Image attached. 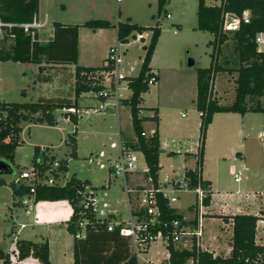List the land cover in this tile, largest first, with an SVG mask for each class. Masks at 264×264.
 I'll list each match as a JSON object with an SVG mask.
<instances>
[{
  "label": "rangeland",
  "instance_id": "374dc122",
  "mask_svg": "<svg viewBox=\"0 0 264 264\" xmlns=\"http://www.w3.org/2000/svg\"><path fill=\"white\" fill-rule=\"evenodd\" d=\"M203 1L206 6H215L220 3V0ZM197 5L198 0H167L158 15L157 0H42L41 14L46 13L48 17L47 26L39 32L42 42L52 36L53 23L82 25L89 20L105 19L116 24L119 13L122 21L130 17L138 25L145 27L158 25L160 27L161 33L155 57L159 82L149 87L148 92L142 96L140 104L141 116L144 118L152 116V108L159 111L161 119L159 128L162 133L158 159L159 179L165 175L171 176L172 171L181 174L186 166L191 168L194 159L186 158L184 151L196 150V144L199 141L200 118L195 106L196 76L197 69L210 66L212 48L209 43L213 37L208 32L197 30ZM167 15L171 17L167 18ZM78 34V66L100 67L107 57L108 48L104 54L105 47H108V43H112L111 47H117L120 52L119 70L133 67L137 71L139 68L143 57V42L138 39L130 40L129 46L123 47L114 39L101 37L97 32L84 27L79 28ZM259 38L262 39V43L258 44V47L264 52V34ZM147 42L146 38L144 43L147 44ZM9 43L8 41L7 44ZM125 48H128L127 52L121 51ZM190 60L193 62L192 66L188 65ZM217 63L221 68H228V70L236 67L231 34H229L228 42L221 48ZM0 72L4 74L6 85L9 86L4 100L0 98V101L4 102L32 103L36 102L40 95L44 97L65 96V92L73 88V79L68 78V72L62 70L45 71L43 76L49 81L44 83L37 81L36 65L7 62L0 65ZM235 77L236 74L233 71L215 74L212 93L221 105L232 101ZM122 93L126 98L130 96L128 90ZM112 103V100L108 102L107 109L103 113L81 114L76 127L66 121L61 112H55L56 125L53 127L22 124V144L15 151L13 171L17 172V169L23 170L29 167L34 147H51L57 156L56 159L67 160V177L75 174L81 180H88L92 187H106V189L96 191L97 206L100 207L105 202L108 205V211L115 213L118 220H126L128 211L125 194L121 188L122 179L114 178L107 169L101 170L95 163L87 161L89 156H95L100 151L114 156L115 152L109 150V144L116 141L117 125L124 137L134 136L128 107L121 106L117 116ZM98 105L99 102L92 93L84 94L79 100L82 111L97 109ZM236 116L228 118L220 114L215 117L211 131L210 126L206 131L201 170L203 179H208L213 185L212 189L215 192L213 212L215 213L223 208L224 211L235 214L239 213V208L242 207H244L243 212L253 213L258 205L257 202L260 201L259 198L264 204V139L262 143L260 142L261 144L252 143L251 147L248 144L245 148H241L242 139L238 130L242 118L239 115ZM261 116L252 122L255 130L264 126V121H262L264 115ZM142 128L149 135L155 131L157 125L150 120H145ZM75 129L76 157H70V147L65 144V141ZM164 142L167 143L166 148L162 146ZM168 152L174 154L168 155ZM237 153H241L245 161L242 162L237 157ZM143 164V159L139 157L138 170L142 169ZM230 165H234L236 171L241 174L238 184L234 182L233 176L229 173ZM244 167L247 168L246 172L242 171ZM12 178V175L0 176L6 184L10 183ZM192 201V194L181 195L179 206L184 209ZM12 202L9 189L0 186V237L1 229L5 231L12 221L10 217L12 208L15 210L14 216L18 223L31 224L33 222V211L38 203L31 204L30 214L25 216L23 208L19 204L13 205ZM52 204L39 202L38 216L40 218L34 223L45 222L49 225L53 218L44 217L52 214L55 221H62V225L60 222V227L44 225L31 228L28 226L18 235L17 240L27 239L37 242L41 238L48 239V235H51L52 257H57L59 264H71L72 241L64 225L71 215V208L66 201ZM212 218L215 219H205L203 224L206 234L208 232L219 233L223 225L219 217ZM5 238L8 237L5 236ZM63 239H65L64 244ZM226 239L227 236L224 235L220 251L227 250ZM1 245L8 250L9 245L6 244L7 248L3 243ZM166 256L167 251L160 243L153 245L145 255L152 264H167Z\"/></svg>",
  "mask_w": 264,
  "mask_h": 264
},
{
  "label": "trees",
  "instance_id": "16d2710c",
  "mask_svg": "<svg viewBox=\"0 0 264 264\" xmlns=\"http://www.w3.org/2000/svg\"><path fill=\"white\" fill-rule=\"evenodd\" d=\"M166 3L167 0H157L158 15ZM5 7L0 6V22L3 25L1 26L0 62L38 66V82L48 81V78L43 76L47 70L66 71L68 72L67 77L73 79V88L68 89L65 96L44 97L40 95L36 102L32 103L0 101V159L14 165L15 151L22 144V124L53 127L56 125L54 114L59 111L76 127L78 116L63 112V110L79 109V100L82 95L98 94L105 88L102 84V74L112 72L115 64L108 53L100 67L77 65L80 27L92 31L115 27L117 43L121 45L128 44L130 40L136 39V36L141 33L150 32L149 44L142 46L143 57L137 74L126 78L130 96L121 100V105L127 106L129 109L135 136L132 141H123L124 145L142 155L149 168L153 184L156 185L160 155L158 131L156 128L152 134H146V136L141 134L144 133L142 123L145 120L158 124V113L157 109L152 108V116L144 118L141 116L140 104L142 95L149 90L147 81L153 75L150 62L161 33L160 27L158 25L144 27L132 23L129 18L123 22H117L116 25L103 19L89 20L82 25L53 23L52 38L41 43L38 41L36 31H34L32 39L20 27L21 24L32 22L38 12V0H28L22 9L8 10ZM244 10L250 12V23L241 24L237 31H225L224 16L226 14L240 16ZM196 16L197 30L208 32L213 37L209 43L212 48L210 66L197 69L196 76L195 106L197 113L200 114V149L196 168L199 167L201 171L206 131L215 114H264V52L258 51L255 42L258 34H264V0H220L219 5L215 6H206L203 0H198ZM9 24L12 26H5ZM229 34L233 40V51L237 63L232 70L221 68L217 63L222 46L229 40ZM8 41L9 44H7ZM72 66L73 68H71ZM223 71H233L236 74L233 99L225 105H221L212 93L214 76ZM75 137L76 129L68 135L65 141V144L70 147V157H76ZM172 154L174 153H168V155ZM38 158L41 159L40 163H37ZM54 161L59 164L58 172L65 174L67 160L56 159L50 155L48 148L34 147L30 165L38 170L40 176L52 169ZM20 171L18 170V172ZM186 176L190 178V187H193L196 171H188ZM3 184L4 181L0 179V186ZM10 187L14 204L18 205L23 196L30 195L28 188L16 187L13 182L10 183ZM86 187H90L94 191L106 189L104 186L92 187L87 180H80L75 174H71L64 186H37L34 203L67 201L72 208V213L66 222V229L72 236L76 232V222L85 219L89 223L83 239L73 238V264H137L135 257L130 254L127 240L121 237L118 231L109 232L106 229V224L113 220L114 216L110 215L103 222H97L90 208L85 209L77 206L82 198L80 193ZM15 200L17 202H14ZM208 201L209 198L205 201V206ZM158 205L164 222L174 219L182 220V215L169 207L167 201L160 196H158ZM230 219L232 236L228 256H214L212 253L198 249L195 243L189 249H179L170 244L167 247L168 264H188L189 261H192V264H264V246L258 245L255 241L256 223L259 218L254 215L238 214L231 216ZM183 224L184 222H182ZM27 258H34L39 264H50L48 242L46 240L40 243L16 240L14 248L9 252L4 251L0 246V264H23L22 262Z\"/></svg>",
  "mask_w": 264,
  "mask_h": 264
},
{
  "label": "built area",
  "instance_id": "2783aa9c",
  "mask_svg": "<svg viewBox=\"0 0 264 264\" xmlns=\"http://www.w3.org/2000/svg\"><path fill=\"white\" fill-rule=\"evenodd\" d=\"M169 18V15H167ZM230 20V22H228ZM250 23V12L244 10L240 16H234L232 14H226L224 16V30L225 31H237L241 24ZM1 26H3L1 24ZM43 26L40 23V19L33 18L31 23L21 24L20 27L23 31L30 35L33 39L34 31L37 32ZM136 39L143 41L146 39V35L141 33L136 36ZM150 37L148 38L147 44L143 42L142 46L149 44ZM256 44L262 43L259 36L255 38ZM121 45V44H119ZM110 59L113 60L115 67L112 72L103 73L102 84L105 87L98 94H93L94 98L98 100L99 105L97 109L81 110V109H68L63 112H69L76 114L78 118L81 114L89 113H103L107 109V104L110 100L113 101L112 107L118 109L121 106V100L125 99L122 91L128 90L127 77L122 74L119 70V50L117 47L109 49ZM106 65V63H105ZM133 67H130V71H133ZM135 76V75H134ZM157 82L156 74L149 78L147 81L148 87L155 85ZM200 116V114H198ZM69 121L68 118H65ZM70 122V121H69ZM142 136H146V133H142ZM116 141L109 144V150L114 151V156L106 154L100 151L95 156H89L87 161L89 163H95L99 169H107L114 178H121L123 180V191L126 195L128 204V218L126 220H118L114 218L106 224V229L109 232L118 231L121 237H124L128 242L130 254L135 257L137 264H152V262L145 257L150 251L151 247L157 243H160L163 248L167 251V247L170 244L177 245L181 244L183 249L190 247L193 243L198 248L199 240L203 233V216L205 209V201L210 196L209 186L202 180L200 168H196L197 156L200 149V142L196 145V151L194 152V167L192 170H186L181 175L176 174L172 171V175H165L161 179H157L156 185L153 184V180L149 175V168L144 164L141 170H138L137 164L139 157L142 155L139 152L133 151L124 145V142L120 138L119 132L115 134ZM169 153V152H168ZM185 154L188 151L184 152ZM41 159L38 158L37 163H40ZM59 164L54 161L52 169L46 171L42 176L39 175L38 170L29 165L28 168L21 170L15 176L13 183L16 187H24L29 189L30 195L23 196L20 200L19 205L23 208L25 216L30 214V205L34 203L35 188L37 186H64L67 182L66 173L62 174L58 172ZM196 171L195 185L190 187V178L186 176V172ZM54 172V173H53ZM140 173L144 178V186L130 188L126 182V178L130 175ZM230 174L234 178L235 183L240 182L241 174L234 168H231ZM81 194V200L77 203L78 207L90 208L97 222H103L104 219L108 218L111 212L108 211V205L104 202L97 206V193L90 187H86ZM182 194H192L193 201L191 203L194 212V224L192 226L182 225L186 219L182 220L174 219L170 222H164L161 217V212L158 205V196L166 200L169 207L178 201V198ZM133 198L134 203L131 202ZM87 220L83 219L75 223V234L74 239L80 240L85 236V231L88 226ZM27 224H18L17 228L12 230L9 234L10 239V251L14 248V243L17 240L19 232L24 229ZM8 252V251H7ZM168 251L166 261L168 260ZM142 261V262H141ZM168 264V262H167ZM192 264V261H189Z\"/></svg>",
  "mask_w": 264,
  "mask_h": 264
},
{
  "label": "crops",
  "instance_id": "0c3cea01",
  "mask_svg": "<svg viewBox=\"0 0 264 264\" xmlns=\"http://www.w3.org/2000/svg\"><path fill=\"white\" fill-rule=\"evenodd\" d=\"M27 1L28 0H0V6L1 7H5V8H7L8 10H15V9H22L24 6H25V4L27 3ZM41 5H42V0H38V12H37V14H36V18L37 19H40V23H42L43 24V26L40 28V29H38L37 30V34H38V41L39 42H41V43H45V42H47V41H49L51 38H52V36L51 37H48L47 38V40L46 41H44V42H42L41 40H40V30H42L43 28H45V26H47V24H48V17H47V14L46 13H44L43 15L41 14ZM171 16L169 15V18H170ZM121 18V15H120V13H119V15H118V21L117 22H123V21H125V20H123L122 21V19H120ZM127 18H129L130 20H131V22L132 23H134L132 20V18H130V17H126L125 19H127ZM105 20V19H104ZM110 22V21H109ZM111 23V22H110ZM1 22H0V40H1V38H2V30H1ZM62 24V23H61ZM112 25H116V24H113V23H111ZM135 24H137V23H135ZM5 26H7V27H11L12 25L11 24H9V25H5ZM142 26V25H141ZM145 27V26H144ZM95 32H97L98 34H99V36H101V37H107V38H109L110 37V39L112 38V39H114L116 42H117V38H116V34H117V31H116V28L115 27H111V28H108V29H99V30H96ZM52 33H53V28H52ZM78 33H79V31H78ZM101 33V34H100ZM97 34V35H98ZM145 35H146V38L148 39L149 37H150V32H145L144 33ZM260 35H262V34H258L257 36H260ZM109 39V40H110ZM145 41V39L142 41V42H144ZM261 41H262V39H261ZM130 42V41H129ZM228 42V41H227ZM111 44L112 43H108V47H105V51H104V54H106V49L108 48V50L110 49V48H112L111 47ZM118 44V43H117ZM258 44H260V43H258ZM258 44H257V46H258ZM121 46H123V47H127V46H129V43L128 44H125V45H121ZM156 49H157V45H156V47H155V50H154V53H153V56H152V59H151V62H150V68H151V70H152V72L153 73H155L156 74V77H157V82H156V84L155 85H157L158 84V82H159V73H158V69H157V67L155 66V57H156ZM123 50H125L126 52L128 51V48H125V49H122L121 51H123ZM143 51V50H142ZM258 51H261V49L258 47ZM261 52H263V51H261ZM108 54V53H107ZM78 59H79V34H78ZM78 61V60H77ZM4 63H7V62H0V65L1 64H4ZM140 64H141V62H140ZM81 67V66H80ZM83 67V66H82ZM84 67H86V66H84ZM71 68H73V66L71 67ZM139 68H140V65H139ZM139 68L137 69V71H136V69H134L133 71H130V67L128 68V69H122V70H120V72L122 73V74H124V75H126V76H134L135 74H137V72H138V70H139ZM37 69H38V66H37ZM0 98H3V100H4V96H5V94H6V92H7V88L9 87H7V85H6V79H5V76H4V74H2L1 72H0ZM235 74V73H234ZM236 78V77H235ZM235 80V79H234ZM49 81V80H48ZM44 82H46L45 80H42L41 82H39V83H44ZM146 94V93H145ZM144 95V94H143ZM142 95V96H143ZM83 96V95H82ZM81 96V97H82ZM216 98V97H215ZM1 100V99H0ZM9 103V102H8ZM121 106H123V105H121ZM120 106V107H121ZM120 107L116 110V109H113L115 112H116V114H117V116H118V114H119V109H120ZM79 109H81V107L79 106ZM82 110V109H81ZM59 112V111H58ZM157 113H158V124H157V131H158V135H159V140H161V135H162V133H161V131H160V128H159V123L161 122V119H160V117H159V111H158V109H157ZM220 114H224L225 116H227L228 118H234V117H237L236 115H239V114H234V113H217V114H215L214 116H213V118H212V122H211V124L209 125L210 126V131H211V127H212V124H213V122L215 121V117H218ZM130 115V114H129ZM261 115H264V114H259V113H246V114H244V115H239L241 118H242V121H241V126H240V128H239V130H238V134H239V136H241V139H242V143H241V145H240V147L241 148H245V146L246 145H250V147L252 146L251 144L252 143H255L256 145L257 144H261L262 142V140L264 139V126H260L258 129H256L255 130V127L252 125V122H254V121H256L257 119H258V117H262ZM264 117V116H263ZM79 119H81V117L79 118ZM78 119V120H79ZM262 121H264V118H262ZM209 126H208V128H209ZM208 130V129H207ZM117 132H119V134H120V138H121V140L122 141H124V142H128V141H132V140H134V138H135V136H133L132 138H129V137H124L123 136V134H122V131H121V129H120V127L117 125V131H116V133ZM145 132V131H144ZM75 140H76V137H75ZM205 142H206V138H205ZM205 142H204V148H205ZM261 142V143H260ZM197 145V144H196ZM163 148H166L167 147V143L166 142H164L163 143ZM40 148V147H39ZM43 148H48V151H49V153H50V155H53L55 158L57 157L56 156V154H54V152H53V149L51 148V147H43ZM160 148H161V144H160ZM204 148H203V155H204ZM42 149V148H41ZM188 151V150H187ZM196 150H189L188 151V153L186 154V158H188V159H194V152H195ZM184 152H186V150L184 151ZM237 157L243 162V161H245V157L241 154V153H237ZM244 157V158H243ZM237 158V159H238ZM32 159V158H31ZM58 159V158H57ZM66 160V159H65ZM30 162H31V160H30ZM202 162H203V157H202ZM10 164V163H9ZM193 166L191 167V168H189L188 166H186L184 169H183V172H185L186 170H192L193 169V167H194V160H193ZM11 165V167L13 166L12 164H10ZM67 166V165H66ZM202 167V166H201ZM231 168H234V165H230L229 166V173H230V171H231ZM235 169V168H234ZM17 170H21V169H17ZM236 170V169H235ZM242 171H247V168L246 167H244L243 168V170ZM182 172V173H183ZM18 173V171L17 172H14V175H12L13 176V178H12V181L11 182H13V180L15 179V176H16V174ZM67 173V172H66ZM181 173V174H182ZM200 173H201V178H202V180L209 186V189H210V196H209V201H208V204L205 206V209H204V216H203V224H204V222H205V219H209V220H214L215 218H212V217H219L220 219H221V221H222V223H223V225L220 227V232L219 233H212V232H208L207 234H206V231H205V229L203 228V233H202V237L200 238V240H199V246H198V249H200V250H202V251H207V252H209V253H212L214 256H217V255H222V256H228L229 255V253H230V240H231V236H232V222H231V219H230V217L231 216H234V215H238V214H246V215H254V216H257L258 218H259V220L257 221V223H256V235H255V241H256V243L258 244V245H263L264 246V204H263V201H261V198H259V202H257L258 203V205L256 206V209L254 210V212L253 213H248V211H242V208H244V207H242V208H239V213H235V214H233V213H231V212H226V211H224L223 210V208H220L218 211H217V213H215V212H213V206H214V204H215V202H214V199H213V197H214V195H215V192L213 191V189H212V187H213V185H212V183H211V181H209L208 179H203V176H202V170L200 171ZM181 174H179V175H181ZM70 176V175H69ZM68 176V177H69ZM159 177V176H158ZM79 179V178H78ZM1 180H3L4 181V179H1ZM81 180V179H80ZM88 181V180H87ZM10 182V183H11ZM89 182V181H88ZM126 182H127V184H128V186L130 187V188H135V187H142V186H144L145 184H144V178L142 177V175L140 174V173H136V174H133V175H130V176H128L127 178H126ZM10 183H8V184H6L5 183V181H4V184L3 185H1L2 187H5V188H7V189H9V195H10V197L12 198V200H13V197H12V191H11V187H10ZM90 183V182H89ZM240 183V182H239ZM238 184V183H237ZM90 185H91V183H90ZM122 191H123V180H122ZM123 193H124V191H123ZM182 195H184V194H182ZM187 195V194H186ZM226 195V194H225ZM250 195V194H249ZM181 196V195H180ZM180 196H179V198H180ZM259 196H260V194H259ZM224 197H229V196H224ZM179 198H178V201L173 205V209L177 212V213H179V214H181L182 215V218H185L186 219V221L184 222V224L185 225H187V226H192L193 224H194V212H193V209H192V207H190L191 206V203L190 204H188V205H186L185 207H184V209H183V207H181V206H179ZM132 200H131V202L132 203H134V200H133V198H131ZM256 201V200H255ZM40 202H45V203H50L51 205H53L52 203H56V202H60V201H56V202H47V201H40ZM67 202V201H66ZM125 202H126V205H127V211H128V204H127V200H126V195H125ZM38 203V204H37ZM36 204V206H35V210L33 211V218H32V223L31 224H28V223H26L27 224V226L24 228V229H26L28 226L29 227H31V228H34L35 226H38V227H42V226H50V227H53V226H58V227H60V222H61V225H62V221H55L54 220V217L52 216V214L51 215H49V216H45L44 218H46V217H51V218H53V219H51V222H49L50 224L49 225H47L45 222L44 223H34V221H36L37 222V220L40 218L38 215H39V212H38V209H39V202H37ZM68 203V202H67ZM12 204L13 205H16V204H14L13 202H12ZM69 204V203H68ZM70 205V204H69ZM70 208H71V206H70ZM210 210L212 211V212H210ZM248 210V209H247ZM14 209L12 208V209H10V217H11V223H9V225L5 228V231H4V229H1V237H0V246H1V248L4 250V251H10V239L9 238H5V236H7V237H9V234L12 232V230H14V229H16L17 228V226H18V224H21V223H18L17 222V220H16V217L14 216ZM71 213H72V208H71ZM111 214H112V216H114V218H116V216H115V213H113V212H111ZM71 216V215H70ZM211 217V218H210ZM70 218V217H69ZM226 218V219H225ZM117 219V218H116ZM69 220V219H68ZM67 220V221H68ZM67 221H65V231H66V233L69 235V237H71V255H72V247H73V236L67 231V229H66V222ZM25 224V223H24ZM64 227V226H63ZM24 229H22L20 232H19V234L18 235H20L21 233H22V231L24 230ZM50 231H51V229H50ZM6 233V234H5ZM49 233H47V235H48ZM224 235H226L227 236V239L225 240V243H227V250H225V251H220V249H221V247H222V244H223V239H224ZM2 236H3V238H2ZM50 236L51 235H48V239H44V238H41L39 241H37V242H34V243H40V242H43V241H47L48 242V246H49V262H50V264H59V263H57V261H58V258L56 257H52V250H53V243H52V239H50ZM70 239V238H69ZM18 240H21V239H18ZM64 240L65 239H63V244H64ZM24 241H31V240H27V239H25ZM31 242H33V241H31ZM4 244L6 247L5 248H7V245H9V248H8V250H5L4 249V247L1 245V244ZM7 244V245H6ZM188 245V248L187 249H189L190 248V243H188L187 244ZM176 248H179V249H183L182 248V246H181V244H177V245H174ZM167 262V261H166ZM23 264H39L38 263V261L36 260V259H34V258H27V259H25L23 262H22ZM71 264H73V257H72V260H71ZM188 264H189V262H188Z\"/></svg>",
  "mask_w": 264,
  "mask_h": 264
},
{
  "label": "water",
  "instance_id": "95a60500",
  "mask_svg": "<svg viewBox=\"0 0 264 264\" xmlns=\"http://www.w3.org/2000/svg\"><path fill=\"white\" fill-rule=\"evenodd\" d=\"M188 65L192 66L193 62L190 60L188 62ZM3 175H14V171L8 162L0 159V176H3Z\"/></svg>",
  "mask_w": 264,
  "mask_h": 264
}]
</instances>
